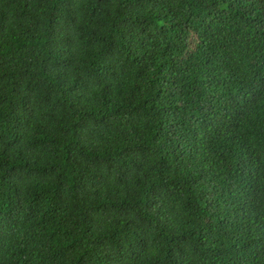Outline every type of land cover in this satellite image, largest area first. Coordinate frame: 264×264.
Masks as SVG:
<instances>
[{"label":"trees","instance_id":"obj_1","mask_svg":"<svg viewBox=\"0 0 264 264\" xmlns=\"http://www.w3.org/2000/svg\"><path fill=\"white\" fill-rule=\"evenodd\" d=\"M256 1L0 0V240L22 264H264ZM139 76L189 91L196 134L139 104ZM14 142L31 198L8 190ZM89 144L118 152L115 192Z\"/></svg>","mask_w":264,"mask_h":264},{"label":"clouds","instance_id":"obj_2","mask_svg":"<svg viewBox=\"0 0 264 264\" xmlns=\"http://www.w3.org/2000/svg\"><path fill=\"white\" fill-rule=\"evenodd\" d=\"M247 27L252 33V44L257 50L260 44H264V0H257L253 4ZM260 69L259 80H264V59ZM134 82L138 91L139 104L155 107L163 116V121L170 125L169 130H171L169 132H174L179 128L177 115L180 114L195 133L193 122L187 120V108L190 102L188 90L176 89L170 86L165 90L155 92L149 80L142 76L135 77ZM173 127L174 129H172ZM10 146L13 151L14 162L8 179V190L16 199L31 198L35 196L39 189L37 172L32 157L26 155L15 142L11 143ZM88 150L95 168V185L106 190V192H115L112 184V169L119 160L118 152L106 145L95 146L91 144L88 145ZM15 212L11 210L1 211L0 227L5 224L6 218L15 214ZM17 232L18 230H14L9 235ZM7 238L0 240V253L3 264H22L28 253L22 249L13 248Z\"/></svg>","mask_w":264,"mask_h":264},{"label":"bare ground","instance_id":"obj_3","mask_svg":"<svg viewBox=\"0 0 264 264\" xmlns=\"http://www.w3.org/2000/svg\"><path fill=\"white\" fill-rule=\"evenodd\" d=\"M50 177H52V176H50ZM175 195H177V194H175ZM175 195H174V196H175ZM23 219H24V218H22L21 220H23Z\"/></svg>","mask_w":264,"mask_h":264}]
</instances>
